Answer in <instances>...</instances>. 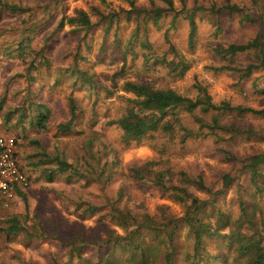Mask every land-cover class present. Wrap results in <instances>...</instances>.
<instances>
[{
    "label": "trees",
    "instance_id": "16d2710c",
    "mask_svg": "<svg viewBox=\"0 0 264 264\" xmlns=\"http://www.w3.org/2000/svg\"><path fill=\"white\" fill-rule=\"evenodd\" d=\"M62 1H43L41 9L44 13L49 11V15H37L38 13L28 15L22 12L24 8H18L19 2L27 5L25 2L28 0H0V12L4 10L13 13L14 10H18V16L23 22L19 39L11 43L5 56L10 59L15 58L25 66L5 76V80L8 81L14 76L23 77L25 87L28 88V85L32 87L37 77L45 75L52 79L53 84H58L61 80L57 75H53L54 70L51 68L47 53L51 35H57L56 31L66 23L69 25V30L77 34L86 44L84 39L94 26L102 25L104 35L120 18L118 11L103 13L96 7H93L97 14L95 20H91L82 8H76L74 14L65 15L62 12L60 15H53L55 12L53 9ZM125 1L128 3V8L122 9L123 18L128 20L130 13L134 12L133 27L125 39L118 38L115 28L112 31L114 42L118 45L123 44L121 49L123 56L127 51L134 52L135 42L147 46L145 34L147 25L151 24L154 28L161 29L162 49L159 53L148 55L143 53V62L159 64L169 78H180L190 67L191 60L185 55V51H191L195 45L199 22L204 20L209 34L216 37L222 30V23L236 17L238 23L255 24L257 30L245 39L229 40L223 43L217 40L210 43L212 54L219 61L208 63L205 67L213 71L232 72L238 79L247 78L253 71L261 69V77L264 81V0H247L244 3L224 0L218 5L211 4L206 12H202L195 6H186L184 0H179L178 6H175L172 0H163L162 3H152L149 6H137L134 0ZM183 19L186 28L184 41L181 43L175 41L171 34L177 31ZM48 23L53 25L39 37L42 44L38 47L33 46V41L38 39L36 33ZM66 52L70 59L65 57L66 61L60 63L57 70L69 77L71 91L81 90L91 103L114 93V86L124 74L123 63L118 69L108 74L106 79L109 82L107 83L94 71H88L79 66L78 59L86 57L78 52V47L74 49L70 47ZM243 52L251 56L247 62L238 59V55ZM76 82L78 85L74 87ZM119 86L122 90L131 92L133 96L115 93L124 101L122 110L116 115L104 117L103 121L88 120L80 100L71 93L65 97L66 116L63 119L56 121L51 119L49 105L43 100L33 98H29L30 102L27 106L21 101L15 108L7 107L9 109L0 112L1 119H7L10 114H16L15 122L22 123V126L26 119L29 125L39 129L54 128L53 132L57 135L79 133L83 131L84 123L88 125L86 141H80L82 149L74 156H66L57 147H54L52 152L41 148L40 154L46 155L51 161V164L42 165L40 168L45 181H51L57 173H64L66 178L77 173L93 179L95 166L100 174L105 165L108 169L117 165V148L103 131L105 126L115 129L116 139L124 145L145 143L156 137L163 139L164 147L170 143H178L183 147L185 142L194 138L210 137L214 144H219L224 139H232L234 136L264 138V125L253 128L249 124L239 122L245 114L264 117V104L254 107L240 102L231 103L224 98L213 100L206 83L199 79L193 80L192 86L195 89L193 97L177 91L171 85H156L149 79L133 81L122 78ZM254 88L260 92L263 90V87L258 89L257 85H254ZM99 92H102V95L97 97ZM179 109L185 110L192 125L183 121V117L178 114ZM3 131L7 133L4 128ZM12 135L18 146L17 134ZM92 140L97 142L95 149H92ZM163 149V147L160 148V150ZM216 150L220 152L222 158L235 162L238 173L246 175V180L250 184L248 186L246 183L241 187L236 185L235 193L239 211L235 217H232L229 211L219 208L216 201L217 197L235 182L237 174L221 173L217 178L219 184L214 187L204 181L201 173L189 174L183 169L172 168L159 158L151 157L133 162L127 167L129 176L143 184L157 187L161 192H168L172 199L180 203L182 212L180 215H175L168 212L165 206L158 205V213L136 214L129 208L119 205L123 187H119L114 196H106L103 193L106 198L103 204L108 206L109 217L122 226L124 234L109 232L106 239L96 245L94 256L97 258V264H173V236L182 225L186 226L192 236V255L196 260L201 255L199 249L202 247L203 238L215 236L225 240L227 246L234 251L235 258L242 264H264V212L259 207L248 203L241 194V192L259 191L264 186V152L238 156L221 145H216ZM41 160L42 158H39L38 162H29L27 166L20 163L27 174L29 183L25 189L17 188L16 196L22 198L24 202L26 189L31 182V174ZM195 190L203 191L207 196L202 197ZM83 202L82 212L86 214H91L100 208L89 199ZM25 224H29L28 219L20 221L14 215L6 219V224L1 229L7 234L23 230L28 232ZM39 234L44 235L42 231L35 233V235ZM77 234L75 233L69 242V259L74 255L78 256L76 263L80 264L79 258L83 254L86 243ZM161 240L165 241L168 249L162 253V258L158 259L157 243ZM101 246L103 247L100 248ZM116 247L127 254L126 261L116 259L117 256L113 254ZM104 251L106 253L102 258ZM216 258L220 259L218 255ZM205 264H212V262L206 261Z\"/></svg>",
    "mask_w": 264,
    "mask_h": 264
},
{
    "label": "rangeland",
    "instance_id": "374dc122",
    "mask_svg": "<svg viewBox=\"0 0 264 264\" xmlns=\"http://www.w3.org/2000/svg\"><path fill=\"white\" fill-rule=\"evenodd\" d=\"M43 1L45 0H28L25 2L27 5L19 2L18 8H24L22 12L28 15L37 13V15H49V11L44 13L41 9ZM184 1L186 6H195L202 12H206L208 11L207 7L211 4L218 5L224 0ZM236 1L244 3L247 0ZM162 2L163 0H134V4L137 6H149L152 3ZM172 2L175 6L179 5V0H172ZM93 7L103 13L118 11L119 21L104 35L102 25L94 26L84 39L86 44L80 40L77 34L69 30L68 24L64 23L62 28L56 31L57 35H51L47 47L50 65L54 70L53 75H57L61 81L58 84H53L52 79L41 75L33 81L32 87L28 85V88L25 87L26 83L23 77L14 76L8 81L5 80V76L11 75L25 66L15 58L10 59L5 56L11 43L19 39L23 22L18 16V10H14L13 13L4 10L0 12V112L9 109L7 107H11L10 109L17 107L21 101L27 106L30 102L29 98H33L45 101L50 107L51 119L60 120L66 116L64 101L65 97L71 93L80 100L88 120L103 121L104 117L116 115L122 110L124 101L115 93L133 96L131 92L124 91L119 86L122 78L133 81L149 79L156 85H171L177 91L190 97L195 94V89L192 86L193 80L199 79L206 83L213 100L224 98L231 103L240 102L254 107L264 104V81L261 77V69L253 71L247 78L238 79L232 72L213 71L205 67L208 63L219 61L212 54L210 43L217 40L223 43L229 40L248 38L257 30L255 24H240L236 21V17H233L229 21L223 22L221 32L213 37L208 32L206 22L201 20L193 49L185 51V55L191 60L189 69L182 77L171 79L159 64L143 62V53L148 55L161 51V29L154 28L151 24L147 25L145 34L147 46L135 42L134 52L127 51L125 56L121 53L123 44L118 45L114 42L112 35L114 28L118 38L125 39L134 24V12L130 13L128 20L123 18L124 11L122 9L128 8V3L125 0H63L53 9L55 10L53 15H60L62 12L65 15L74 14L76 8H82L91 20H95L97 14ZM52 25L53 23H48L46 27L36 33L38 39L33 41V46L38 47L42 44L39 37ZM185 28L186 24L183 19L171 37L182 43ZM70 47L72 49L78 47V52L85 55V59H78L80 67L94 71L101 80L107 83L109 82L106 79L108 74L118 69L123 63V77L118 79L117 85L114 86L115 91L111 96L101 97L91 103V100L87 98V95L84 96L81 90L73 89L71 91L69 77L57 70V66L66 61L65 57L70 59L66 52ZM238 59L247 62L251 56L243 52L238 55ZM77 85L78 82L74 87ZM254 85H257L258 89L263 87L262 92L256 91ZM101 95L102 92H99L97 97ZM178 111V114L183 117V121L192 125L185 110L179 109ZM1 117L0 113L1 128H4L8 134H17L19 162L27 166L29 162L37 161L39 158L42 160L31 174V182L26 189L25 202L18 196L0 197V264H77L78 256L74 255L69 259V242L75 233H78L77 235H80L86 243L83 254L79 258L80 264H97V258L94 256L96 245L106 239L109 232L118 235L124 234L122 226L116 224L109 217L108 206L103 204L106 201L105 195H116V190L119 187H123L119 205L129 208L136 214L158 213L157 206L163 205L168 212L180 215L182 212L180 203L172 199L168 192H161L157 187L143 184L129 176L127 167L133 162H139L146 158H159L165 161L166 165L175 169H183L189 174L201 173L204 181L214 187L218 186L217 178L221 173L237 174L235 182L229 185L217 197L216 201L219 208L229 211L230 215L235 217L239 211L235 193L236 185L241 187L243 184L247 183L248 186L250 184L246 180V175L238 173L235 162L222 158L220 152L216 150V145H221L238 156L264 152V138H243L240 136L224 139L219 144H214L210 137L194 138L185 142L183 147L178 143H170L164 147L163 139L158 137L145 143L124 145L116 139L115 129L105 126L103 131L117 148V165L112 169H108L105 165L100 174L99 169L95 166L93 179H88L77 173L66 178L64 173H57L51 181H45L40 168L42 165L51 164V161L46 155L40 154L41 148L52 152V149L57 147L66 156H74L82 149L80 141H86L88 125L84 123L83 131L79 133L57 135L53 132L54 128L39 129L34 125H29L26 119H23L25 123L22 126V123L15 122L16 114H10L7 119L2 118L3 120ZM239 122L259 128L264 125V117L245 114ZM93 127L96 126L93 125ZM96 147V140H92V149ZM161 147L164 149L160 150ZM101 159L103 160L104 157ZM195 191L202 197L207 196L203 191ZM241 194L248 203L259 207L264 212V186L259 191L241 192ZM86 199L95 202L100 208L91 214L82 212L83 200ZM14 215L20 221L29 220V224H25L28 232L23 230L7 234L1 229L6 224V219ZM40 231L44 235H35ZM173 237V264H205L206 261H211L212 264H242L239 259L235 258L234 251L227 246L223 238L215 236L203 238L202 247L199 249L201 255L196 260L192 255V236L186 226H180ZM166 249L168 246L165 241L161 240L157 243L156 255L158 259L162 258V253ZM105 253L106 251L103 252L102 258ZM113 254L117 256V260L126 261L127 254L118 250V247L115 248ZM217 255L220 259L216 258Z\"/></svg>",
    "mask_w": 264,
    "mask_h": 264
},
{
    "label": "built area",
    "instance_id": "2783aa9c",
    "mask_svg": "<svg viewBox=\"0 0 264 264\" xmlns=\"http://www.w3.org/2000/svg\"><path fill=\"white\" fill-rule=\"evenodd\" d=\"M14 136L0 126V197H16V189H25L29 179L20 166Z\"/></svg>",
    "mask_w": 264,
    "mask_h": 264
}]
</instances>
